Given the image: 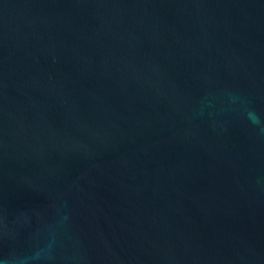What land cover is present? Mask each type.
Segmentation results:
<instances>
[{"label": "water", "instance_id": "95a60500", "mask_svg": "<svg viewBox=\"0 0 264 264\" xmlns=\"http://www.w3.org/2000/svg\"><path fill=\"white\" fill-rule=\"evenodd\" d=\"M0 264H264V0H0Z\"/></svg>", "mask_w": 264, "mask_h": 264}]
</instances>
